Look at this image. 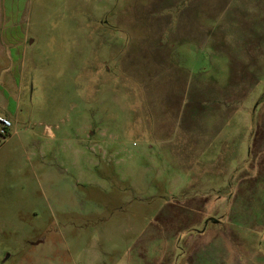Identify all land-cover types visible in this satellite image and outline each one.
I'll use <instances>...</instances> for the list:
<instances>
[{"label": "rangeland", "instance_id": "obj_1", "mask_svg": "<svg viewBox=\"0 0 264 264\" xmlns=\"http://www.w3.org/2000/svg\"><path fill=\"white\" fill-rule=\"evenodd\" d=\"M0 22V264H223L211 135L264 99V39L211 0H0Z\"/></svg>", "mask_w": 264, "mask_h": 264}, {"label": "crops", "instance_id": "obj_2", "mask_svg": "<svg viewBox=\"0 0 264 264\" xmlns=\"http://www.w3.org/2000/svg\"><path fill=\"white\" fill-rule=\"evenodd\" d=\"M231 13L235 16L232 17ZM211 17L219 24L221 19L224 25L245 26L244 31L253 35L247 38L250 41L257 39L260 43L264 39V0H211ZM246 97L242 95L232 102L242 106ZM224 99L226 106L228 100ZM2 106L7 108L5 103ZM254 108L249 120L247 113L243 114L245 124L240 132H233L229 127L228 122L234 116L231 111L223 120L224 130L218 131L221 134L216 130L218 136L217 133L211 135V150L215 149L217 155L221 152L225 155L220 162L222 168L216 167L218 170H214L213 175L211 173L212 177L222 173L223 181L213 183H222L226 189H232L228 195L217 196L218 200L225 202L224 220L211 217L209 248L222 250L223 264L232 260L228 249L231 238L236 239L237 264H264V99L256 101ZM219 136L223 137L221 146L218 144L220 140H216ZM213 143L217 144L212 146ZM217 165L220 166L219 162ZM215 198L211 196V199Z\"/></svg>", "mask_w": 264, "mask_h": 264}, {"label": "built area", "instance_id": "obj_3", "mask_svg": "<svg viewBox=\"0 0 264 264\" xmlns=\"http://www.w3.org/2000/svg\"><path fill=\"white\" fill-rule=\"evenodd\" d=\"M12 126L13 123L9 118L0 115V143L6 140Z\"/></svg>", "mask_w": 264, "mask_h": 264}]
</instances>
